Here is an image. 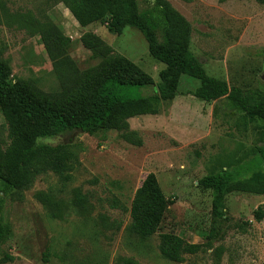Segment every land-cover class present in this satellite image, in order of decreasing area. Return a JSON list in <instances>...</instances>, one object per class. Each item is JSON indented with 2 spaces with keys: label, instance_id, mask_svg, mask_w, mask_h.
Listing matches in <instances>:
<instances>
[{
  "label": "rangeland",
  "instance_id": "obj_1",
  "mask_svg": "<svg viewBox=\"0 0 264 264\" xmlns=\"http://www.w3.org/2000/svg\"><path fill=\"white\" fill-rule=\"evenodd\" d=\"M188 26L183 42L209 76L225 80L242 91L264 92V4L255 0H167ZM140 11H152V0H137ZM30 13L50 18L69 37L68 55L79 70L103 57L83 46L89 32L126 56L155 82L164 67L154 60L141 32L126 26L120 35L102 23L84 25L74 11L54 0H0V58L11 69L12 80L25 79L44 91L59 88L39 34L28 35L15 15ZM157 38L162 41L160 28ZM199 81L183 75L177 95L161 101L156 115L128 120V139L116 130L90 135L75 131L45 140L63 145L70 179L51 170L36 173L31 185L17 191L0 179L3 216L9 225L0 244V264H117L132 258L140 264H212L214 250L222 248L221 264H264V195L230 192L222 217L212 213L211 191L197 186L202 176L230 170L239 178L264 164L251 165L264 147V123L256 116L231 110L227 98L202 101L192 95ZM152 88L139 89V95ZM140 140L141 143L137 144ZM0 142L7 129L0 110ZM249 166L250 169H247ZM154 173L167 198L173 200L157 231L140 239L129 229L130 205L135 190ZM76 192L86 196V211L73 204ZM41 193L59 206L58 216L36 197ZM174 233L189 243L202 244L182 262L164 259L159 235ZM209 243V245H205Z\"/></svg>",
  "mask_w": 264,
  "mask_h": 264
},
{
  "label": "trees",
  "instance_id": "obj_2",
  "mask_svg": "<svg viewBox=\"0 0 264 264\" xmlns=\"http://www.w3.org/2000/svg\"><path fill=\"white\" fill-rule=\"evenodd\" d=\"M74 11L84 25L102 23L112 34L120 35L126 26L137 28L147 42L150 56L164 67L159 80L142 70L137 64L114 49L100 37L86 32L80 36L84 47L101 55L96 65L79 70L68 55L70 41L47 16L38 18L30 13L15 15V19L28 35L39 34L59 88L44 91L25 79L12 80L9 64L0 58V110L7 129L8 142H0V179L17 191L28 188L34 175L51 170L64 180L70 179V167L64 162L63 145H52L45 140L79 131L90 135L99 131L116 130L125 139L132 135L128 120L139 115H156L161 101L172 100L178 92L183 75L199 81L191 91L202 101L227 98L231 110L258 117L264 123V92L257 88L242 91L229 86L225 80L209 76L196 56L183 42L188 26L167 0H152V11H140L137 0H54ZM264 4V0H255ZM160 28L162 41L157 38ZM152 88L139 95V89ZM141 141L138 140L137 144ZM264 164V147H258V157L251 165ZM249 166L247 169H250ZM197 186L211 191L212 213L222 217L225 195L230 192L264 195V172L256 171L247 178H239L230 170H221L202 176ZM36 197L56 217L59 206L48 197ZM86 196L76 192L74 206L86 211ZM173 200L167 198L154 173H148L135 190L131 205L130 231L140 239L152 236ZM256 221L264 218V210L253 212ZM9 235V225L3 216L0 198V244ZM205 245H209L206 243ZM202 244L189 243L168 232L159 235L161 256L172 262H182L184 255L195 254ZM222 248L214 250V262L221 264ZM12 258L7 256L0 263ZM117 264H140L132 258H120Z\"/></svg>",
  "mask_w": 264,
  "mask_h": 264
},
{
  "label": "water",
  "instance_id": "obj_3",
  "mask_svg": "<svg viewBox=\"0 0 264 264\" xmlns=\"http://www.w3.org/2000/svg\"><path fill=\"white\" fill-rule=\"evenodd\" d=\"M262 78L264 79V75L262 76Z\"/></svg>",
  "mask_w": 264,
  "mask_h": 264
}]
</instances>
